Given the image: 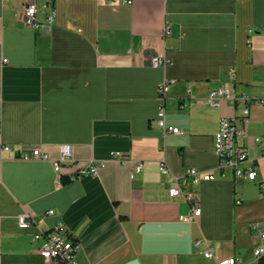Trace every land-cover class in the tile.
<instances>
[{"label": "crops", "instance_id": "0c3cea01", "mask_svg": "<svg viewBox=\"0 0 264 264\" xmlns=\"http://www.w3.org/2000/svg\"><path fill=\"white\" fill-rule=\"evenodd\" d=\"M36 3L41 23L55 10L51 28L28 27L23 0H0V146L40 147L57 158L70 144L73 167L105 165L97 175L65 173V185L51 161L0 150V264H49L40 252L45 237L35 235L58 225L79 245L77 264H215L203 254L208 246L216 260L255 264L250 225L264 222V156L256 142L264 140V0ZM158 55L170 60L166 67L151 66ZM165 82L166 124L179 133L156 122ZM222 87L239 99L210 106V91ZM245 107L242 142L257 179L229 173L197 184L202 213L182 221L190 204L171 198L169 188L187 168L217 171L219 121L241 120ZM115 152L142 161V171L132 177ZM26 213L34 225L22 229Z\"/></svg>", "mask_w": 264, "mask_h": 264}, {"label": "built area", "instance_id": "2783aa9c", "mask_svg": "<svg viewBox=\"0 0 264 264\" xmlns=\"http://www.w3.org/2000/svg\"><path fill=\"white\" fill-rule=\"evenodd\" d=\"M38 5L36 0H23L22 14L26 25L30 28H51L55 22L56 13L52 8L46 17V22L41 23L37 17ZM165 33L170 34L169 27L165 28ZM5 61V60H4ZM169 59L164 56L158 55L151 59V66L153 67H166L169 64ZM169 84L163 83L159 87L158 96L162 102L159 107L156 122L157 125L163 129L165 133H179L180 129L174 126H168L166 124V94L169 91ZM239 99L231 87H222L212 89L207 97V102L212 107H221L225 102H234ZM241 99H244L241 97ZM261 103H264V92ZM1 108V103H0ZM250 109L245 107L242 110V118H231L227 116L221 117L219 121V128L214 135V152L218 157L217 171H200L196 168H187L180 177L174 179L172 187L169 188V196L171 198L184 197V199L190 204L191 211L187 215L180 216V219L185 222L196 221L201 213L200 196L196 188L197 184L203 181H211L218 178L227 177L229 173H232L234 180L239 181L246 179L249 181H255L258 176L257 167L254 165V161L249 156V151L245 144L242 142L243 136L246 134V129L241 124L249 121ZM1 127V121H0ZM256 142L263 149L264 156V140L256 138ZM1 152L11 153L14 157L24 160H43L51 161L55 172L59 175L60 180L63 174H70L71 178L81 177L83 175H97L101 167L105 165V161L100 160L97 162H91L88 165L81 166L76 165L73 167L75 159L73 153V147L70 144H63L60 146L59 156L52 158L51 155L43 151L40 147H35L32 151L26 152L23 149L14 148L11 145L2 144L0 146ZM114 159L121 163H128L132 166L131 176L140 173L143 169V162L137 161L131 163V161L123 155L121 152H115L113 154ZM162 174H168L169 168L165 162H161L159 166ZM264 194V183L261 184ZM235 202L240 203V195L235 193ZM53 211L50 210L49 214ZM34 223L30 219L29 214H22L19 217V227L22 229H28L33 226ZM252 230L253 239L256 243L253 249V262L255 264H264V222H253L250 225ZM45 237V241L41 247V255L49 264H77L76 255L78 253L79 245L71 238L67 237L62 226H57L52 232H38L35 235V239H41ZM201 240L196 242V246L200 247ZM203 254L207 259L215 260V264H243L236 257H229L220 260H216L215 254L210 246L203 250Z\"/></svg>", "mask_w": 264, "mask_h": 264}, {"label": "trees", "instance_id": "16d2710c", "mask_svg": "<svg viewBox=\"0 0 264 264\" xmlns=\"http://www.w3.org/2000/svg\"><path fill=\"white\" fill-rule=\"evenodd\" d=\"M62 184H68L71 182V178L67 177V176H63L61 179ZM262 263H264V260L262 261Z\"/></svg>", "mask_w": 264, "mask_h": 264}]
</instances>
